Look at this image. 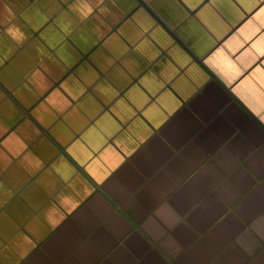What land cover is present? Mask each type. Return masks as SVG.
Wrapping results in <instances>:
<instances>
[{
    "label": "crops",
    "instance_id": "0c3cea01",
    "mask_svg": "<svg viewBox=\"0 0 264 264\" xmlns=\"http://www.w3.org/2000/svg\"><path fill=\"white\" fill-rule=\"evenodd\" d=\"M264 0H0V264H264Z\"/></svg>",
    "mask_w": 264,
    "mask_h": 264
},
{
    "label": "clouds",
    "instance_id": "9594fccd",
    "mask_svg": "<svg viewBox=\"0 0 264 264\" xmlns=\"http://www.w3.org/2000/svg\"><path fill=\"white\" fill-rule=\"evenodd\" d=\"M261 122L264 123V120H262Z\"/></svg>",
    "mask_w": 264,
    "mask_h": 264
}]
</instances>
